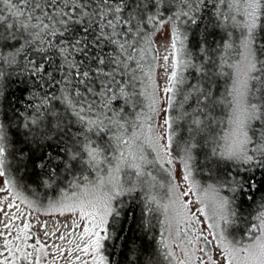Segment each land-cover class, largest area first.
<instances>
[{
	"label": "snow or ice",
	"instance_id": "snow-or-ice-1",
	"mask_svg": "<svg viewBox=\"0 0 264 264\" xmlns=\"http://www.w3.org/2000/svg\"><path fill=\"white\" fill-rule=\"evenodd\" d=\"M117 255L264 264V0H0V264Z\"/></svg>",
	"mask_w": 264,
	"mask_h": 264
},
{
	"label": "trees",
	"instance_id": "trees-1",
	"mask_svg": "<svg viewBox=\"0 0 264 264\" xmlns=\"http://www.w3.org/2000/svg\"><path fill=\"white\" fill-rule=\"evenodd\" d=\"M40 191L43 192L42 189ZM245 208L248 209V205L247 204L245 205ZM134 215H135V217L137 219H139L140 211H139V208L138 207L135 208ZM131 235H133V237H135V235H137L135 229L133 230V232L131 233ZM137 243H139V241H137ZM114 259L119 260L121 262V264H124V257L123 256L117 255L116 257H114Z\"/></svg>",
	"mask_w": 264,
	"mask_h": 264
}]
</instances>
